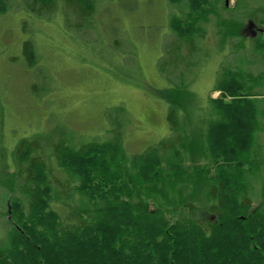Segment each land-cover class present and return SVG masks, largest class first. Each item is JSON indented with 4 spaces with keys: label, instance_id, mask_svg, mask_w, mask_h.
I'll list each match as a JSON object with an SVG mask.
<instances>
[{
    "label": "trees",
    "instance_id": "16d2710c",
    "mask_svg": "<svg viewBox=\"0 0 264 264\" xmlns=\"http://www.w3.org/2000/svg\"><path fill=\"white\" fill-rule=\"evenodd\" d=\"M58 1L81 37L106 12L100 0H0V14L43 19ZM217 2L168 0L175 54L159 63L169 87L155 95L170 132L157 144L132 154L120 133L81 141L61 130L15 147L0 176V264H264V36H241L250 19L264 29V13L244 19L239 0L230 10ZM212 17L244 57L220 67L219 97L192 120L183 105L192 101L184 78L194 62L182 50L194 51Z\"/></svg>",
    "mask_w": 264,
    "mask_h": 264
},
{
    "label": "rangeland",
    "instance_id": "374dc122",
    "mask_svg": "<svg viewBox=\"0 0 264 264\" xmlns=\"http://www.w3.org/2000/svg\"><path fill=\"white\" fill-rule=\"evenodd\" d=\"M220 1L230 10L237 0ZM239 2L238 17L264 13V0ZM60 4L43 19L28 16L25 10L0 14V176L9 175L15 147L35 135L54 137L66 130L81 141H102L120 133L124 149L134 154L170 132L167 105L155 95L169 87L159 63L175 54L170 43L177 38L169 33L168 18L177 11L168 0H100L99 9L106 12L97 13L93 35L83 37ZM220 13L222 19L229 15ZM219 20L212 17L203 26L194 51L182 50L194 62L184 78L192 101L183 105L192 120L203 112L208 97H219L212 89L220 67L225 63L236 67L238 55L244 57V52L231 51L236 39L220 37ZM251 23L245 21L241 31L246 43L257 32L264 36V29ZM28 40L31 58L25 57L23 46ZM4 194L1 186L0 201Z\"/></svg>",
    "mask_w": 264,
    "mask_h": 264
},
{
    "label": "water",
    "instance_id": "95a60500",
    "mask_svg": "<svg viewBox=\"0 0 264 264\" xmlns=\"http://www.w3.org/2000/svg\"><path fill=\"white\" fill-rule=\"evenodd\" d=\"M251 26H253V23H251Z\"/></svg>",
    "mask_w": 264,
    "mask_h": 264
}]
</instances>
